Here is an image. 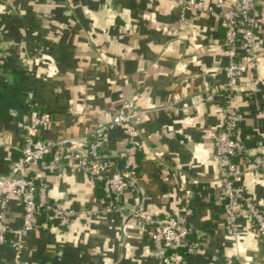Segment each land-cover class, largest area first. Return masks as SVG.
<instances>
[{"label": "crops", "instance_id": "obj_1", "mask_svg": "<svg viewBox=\"0 0 264 264\" xmlns=\"http://www.w3.org/2000/svg\"><path fill=\"white\" fill-rule=\"evenodd\" d=\"M179 1L58 0L48 6L44 0H0V176L19 155L20 126L29 109L50 114L39 132L48 143L82 138L115 115L135 111V141L142 149L140 207L158 217L192 211L189 239L200 247L183 264H223L227 258L264 264V236L246 211L238 210V233L229 235L215 205L220 188L213 139L222 119L228 62L221 11L213 0L202 1L214 14L183 10ZM234 1L224 0L223 10ZM258 12L257 58L234 96L235 137L250 154L264 157V0H258ZM204 94L212 100L191 104L193 96ZM127 144L125 125L106 131L110 154ZM235 162L236 183L264 214V169L242 158ZM43 176L52 202L95 216L74 218L62 230L54 217L41 213L34 228L22 232L21 205L10 197L0 227L14 231L22 244L20 264H159L149 231L131 218L123 233L125 215L107 212L101 191L86 175L64 169ZM136 202V190L121 193L122 209L132 211ZM15 257L11 247L0 246V264H14Z\"/></svg>", "mask_w": 264, "mask_h": 264}, {"label": "built area", "instance_id": "obj_2", "mask_svg": "<svg viewBox=\"0 0 264 264\" xmlns=\"http://www.w3.org/2000/svg\"><path fill=\"white\" fill-rule=\"evenodd\" d=\"M214 6L221 11V22L224 29V49L228 59L223 67L225 84L222 87L224 100L222 119L213 139L214 160L217 165L220 194L215 205L220 210L223 228L229 235H237V214L243 208L254 223L255 230L264 236V214L262 209L236 183L238 175L235 160L238 158L257 170L264 169V157L250 154L246 146L235 137L238 125V115L234 106L235 91L242 78L244 70L253 64L257 55L253 52L254 29L259 17L258 0H235L233 5L223 10L224 0H213ZM48 6H54L58 0H44ZM179 5L195 12L208 11L214 14L212 8H207L202 0H180ZM177 29L172 34H178ZM241 56V59H239ZM3 51L0 47V59ZM211 94L195 95L191 98L192 105L208 103ZM129 103L126 107H129ZM188 102H182V107H188ZM132 111L125 115H115L108 123L100 125L91 133L78 139H64L58 143H48L39 136L40 130L49 124L51 117L47 112L29 109L20 126L22 144L19 155L11 162L7 174L0 176V220L4 218L9 198H16L22 209L21 231L28 232L34 228L36 216L43 213L54 217L58 228L63 229L72 219L78 217H93L95 213L86 208L74 209L62 202H52L47 195L48 183L43 174H56L64 169L70 172H80L91 181L101 184L103 200L107 212L121 211V193L133 189L137 181L136 153L140 144L135 141L136 117ZM125 125L128 136L126 148L117 157L123 162V169L112 160H102L98 152L104 146L106 131L115 125ZM107 156V157H109ZM72 161L67 166L68 160ZM186 197L191 192L186 191ZM137 203V202H136ZM142 203V202H141ZM141 206V204H140ZM139 206L135 218L139 229L149 231V238L159 264H183L185 256L194 254L200 247V242L190 241L191 227L187 224L191 209L184 216L158 217L147 213ZM4 227H0V246L6 245L13 249L16 257L14 264H20L22 244ZM223 264H235L227 258Z\"/></svg>", "mask_w": 264, "mask_h": 264}, {"label": "water", "instance_id": "obj_3", "mask_svg": "<svg viewBox=\"0 0 264 264\" xmlns=\"http://www.w3.org/2000/svg\"><path fill=\"white\" fill-rule=\"evenodd\" d=\"M102 160H115L116 162H120V160L117 158V157H112V156H109V157H106ZM118 171H120V168L118 167L117 168ZM133 188L137 191V203L135 204L134 208L132 211H127L126 209H123L121 210V212L125 215L126 217V221L124 223V225L122 226V232L124 233V230H125V226H126V223L131 219V218H135L136 216V213L138 211V208L142 202V195L141 193L138 191V186L137 184H134L133 185Z\"/></svg>", "mask_w": 264, "mask_h": 264}, {"label": "trees", "instance_id": "obj_4", "mask_svg": "<svg viewBox=\"0 0 264 264\" xmlns=\"http://www.w3.org/2000/svg\"><path fill=\"white\" fill-rule=\"evenodd\" d=\"M98 154H99L101 157H107V156L110 155V153L105 149L104 146L99 150ZM141 158H142V149H141V148H138L137 153H136V161H137V163H138V167H137V169H136V173H137V175L140 173V169H141ZM117 166H118L119 168L123 169V162L120 160V162L118 163ZM95 187H96L99 191H101V193H102L101 196H102V195H103V192H102L101 184L98 183V182H95ZM103 197H104V195H103ZM63 229H64V228H63ZM63 229H62V230H63ZM189 240H190V239H189Z\"/></svg>", "mask_w": 264, "mask_h": 264}]
</instances>
